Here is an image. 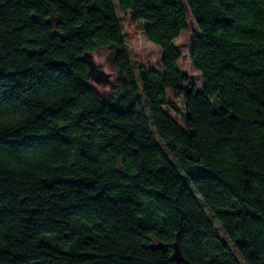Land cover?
I'll return each mask as SVG.
<instances>
[{
  "label": "trees",
  "instance_id": "16d2710c",
  "mask_svg": "<svg viewBox=\"0 0 264 264\" xmlns=\"http://www.w3.org/2000/svg\"><path fill=\"white\" fill-rule=\"evenodd\" d=\"M174 243L179 264H264V0H0V264H176Z\"/></svg>",
  "mask_w": 264,
  "mask_h": 264
},
{
  "label": "rangeland",
  "instance_id": "374dc122",
  "mask_svg": "<svg viewBox=\"0 0 264 264\" xmlns=\"http://www.w3.org/2000/svg\"><path fill=\"white\" fill-rule=\"evenodd\" d=\"M118 14L122 19L123 31L131 52L132 61L136 66L145 65L147 67L159 70L161 58L159 49L146 40L140 24L133 22L129 14H122L119 11ZM197 34V28L193 21L190 20L188 31L183 33L179 39L175 41V46L182 54V58L180 60L181 71L187 74L197 87H201L203 85L202 78L199 73L193 69L190 61V49L194 40V36ZM93 63L94 66L103 73V75L100 76L98 82L91 80L89 83L90 87L100 93L110 91L116 83L117 72L112 67L108 58V54H94ZM173 101L180 107L178 100ZM171 116L180 125H182V121L179 116L174 113H171Z\"/></svg>",
  "mask_w": 264,
  "mask_h": 264
},
{
  "label": "water",
  "instance_id": "95a60500",
  "mask_svg": "<svg viewBox=\"0 0 264 264\" xmlns=\"http://www.w3.org/2000/svg\"><path fill=\"white\" fill-rule=\"evenodd\" d=\"M80 62L84 63L88 68V77L91 80L99 81L100 76L103 75L101 71H99L93 63V55L91 53H85L82 57L79 59ZM153 249V247H149ZM157 249L163 250L164 246L162 244H159L157 246ZM172 249V261L176 264H179L183 261L182 254L179 250V247L176 243H174L171 246Z\"/></svg>",
  "mask_w": 264,
  "mask_h": 264
}]
</instances>
